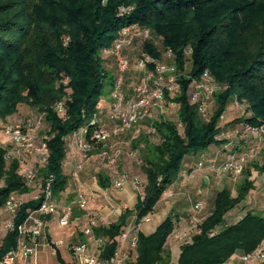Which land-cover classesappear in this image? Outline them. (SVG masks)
I'll list each match as a JSON object with an SVG mask.
<instances>
[{
    "label": "trees",
    "instance_id": "obj_1",
    "mask_svg": "<svg viewBox=\"0 0 264 264\" xmlns=\"http://www.w3.org/2000/svg\"><path fill=\"white\" fill-rule=\"evenodd\" d=\"M131 24L148 29L149 36H139L125 48L129 67L122 89L129 96L132 88L145 79L147 71L137 67L142 54L149 58L147 69L151 70L166 53L176 87L172 91L164 89L162 100L177 106V122L160 116L163 113L158 104L151 117L139 119L129 131L118 135L150 124L159 141L139 134L132 142L141 156L143 195H137L134 206L111 223L97 222L95 232L106 239L107 256L116 249V237L129 219L135 216L140 221L152 213L163 193L180 178L186 157L200 153L203 157L196 168L207 167L217 176L229 177L236 181L235 188L225 184L215 189L203 217L197 216L203 200L196 193L194 198L187 197L191 207L188 216L171 212L152 233L139 231L132 264H226L229 260L235 264H264L243 258L264 242V211L248 208L236 221L228 222V213L250 196L257 178L264 174V161L257 159L264 145L255 146L258 151L238 149L245 148L244 142L253 138L247 125L264 123V0H0V208L15 193L32 191L26 178L30 168L35 170V183L40 187L50 179L53 195L60 199L72 183L77 156L69 151L67 138L80 128H87L89 154L104 151L106 142L97 143L92 137L97 127L91 121L96 115L97 124L105 128L116 123L113 91L117 74L115 60L104 54L103 48L113 43L121 27ZM136 43L142 45L144 53L133 62L128 49ZM132 71L138 82L129 86L126 80ZM195 82L211 86V95L205 98ZM234 102L245 107L239 116L231 117ZM23 104L40 113L25 119L41 122L35 136L48 149L43 162L34 156L26 159L28 155L19 149L12 134L6 133L27 120L2 125L17 115ZM239 125L244 136L250 137L237 140L229 136L227 131ZM229 142L234 146L220 148L215 155L206 154ZM222 153L224 157H218ZM240 157L246 159L240 176L221 175L214 170L227 158ZM29 160L33 162L27 165ZM113 177L106 167L98 172L97 183L107 189ZM42 200L40 195L22 202L16 226ZM173 234L184 240L176 262L168 247ZM16 237V230L5 236L0 254L15 245Z\"/></svg>",
    "mask_w": 264,
    "mask_h": 264
},
{
    "label": "built area",
    "instance_id": "obj_2",
    "mask_svg": "<svg viewBox=\"0 0 264 264\" xmlns=\"http://www.w3.org/2000/svg\"><path fill=\"white\" fill-rule=\"evenodd\" d=\"M139 36L148 37L149 30L141 29L136 24L126 25L120 28L113 43L103 48V53L113 57L116 63V79L113 91V117L116 123L112 128H105L97 124V116L94 115L91 123L96 124V130L92 137L97 143H105L111 137H116L126 131H129L134 124L143 117H151L152 109L160 104L164 89L172 91L176 87L175 75L171 65L166 62L153 63L151 70L147 69L149 58L142 54L138 59L137 67L146 70L145 79L132 88L129 96H126L122 84L124 75L129 67V57L125 54V48L129 47ZM197 90L201 91L205 98L209 97L213 91L211 86L203 82H195ZM197 91L194 97L197 98ZM206 107V99L201 103V108ZM62 106L59 105L58 112L62 113ZM29 121L24 131L19 127L9 128L6 133L12 134V138L17 142L19 149L25 155L38 157L42 162L48 154L47 146L44 142L36 138L35 131L41 122L34 124ZM26 121V122H27ZM247 131L253 136L257 147L264 145V123L259 125H247ZM87 128L82 127L71 133L68 140L69 151L77 153L78 150L82 159H86L91 146L86 142ZM25 146V147H24ZM106 153V151H103ZM11 154V153H10ZM107 169L113 172L112 186L121 188L127 182L126 175H120L117 165V155L107 156ZM245 157L238 159L227 158V160L215 168L217 174L225 175L230 173L233 177H238L242 173L245 164ZM201 163H199V166ZM106 166V165H105ZM83 170L82 160L74 158L71 179L74 185L77 184L79 173ZM35 170L30 168L26 172L28 183L35 180ZM42 195L43 200L36 209H30L24 221L17 225L15 218L22 202L15 196L9 197L4 205L0 208V246L5 236L12 231H17L15 245L0 254V264H35V255L38 248L44 245L46 241V227L48 216L57 215L60 226H66L70 223L74 208L86 209L87 198L80 189L74 191V199L63 205L62 214L59 215L60 205L53 195L51 189V180L48 179L44 185L40 186L38 196ZM36 196L35 198H37ZM197 207L201 203L196 204ZM80 218V217H79ZM136 219V218H135ZM150 216L146 215L140 221L134 220L124 227L117 238V246L111 255L107 256L108 244L106 239L98 236L95 227L99 224L96 215L86 214L84 224L80 227V236L82 239L71 245V251L74 257V264H132L135 261L136 244L140 231L139 224L141 221H150ZM79 220V219H78ZM80 221V220H79ZM245 260L264 261V242L254 252L243 257Z\"/></svg>",
    "mask_w": 264,
    "mask_h": 264
},
{
    "label": "rangeland",
    "instance_id": "obj_3",
    "mask_svg": "<svg viewBox=\"0 0 264 264\" xmlns=\"http://www.w3.org/2000/svg\"><path fill=\"white\" fill-rule=\"evenodd\" d=\"M156 41V44L161 46L160 40L155 38L154 42ZM141 53H144L142 51V45L140 43H136L134 46L130 47L128 49V55L133 60H136ZM162 59L156 60V62H167V65L170 63L169 61H166L165 59H170L167 57L166 53L163 52ZM154 60V59H153ZM136 64V63H134ZM170 66V65H168ZM127 84L130 86L132 84H135L138 82V78L135 75L134 71L130 72L127 76L126 80ZM106 94L104 97L108 95V89H106ZM24 105V104H23ZM22 107L20 112L16 115L11 116L9 119L5 121L2 125H14L16 123H20L23 119L27 117L37 116L40 115V113L30 107ZM160 116H163L166 119L172 120L177 122V106L174 103H170L164 100L160 102ZM244 104H237L233 103L231 105L230 113L232 112V116H239L244 109ZM61 114V113H60ZM227 115V113L225 114ZM27 119H25L26 121ZM20 121V122H19ZM29 121L25 122L24 124H16L15 127H19L23 129L25 126H27ZM33 122V121H30ZM43 130L46 125L43 124ZM41 131V134L43 132ZM227 133L230 137H233L234 139L237 137V140H240L241 136H244V132L242 130V126H235L232 130H228ZM35 134V133H33ZM40 134V135H41ZM139 134H147L149 136L150 141L157 142L159 141L158 136L156 135L154 129L150 126V124L147 125H141L136 126L131 132L128 134L117 137V138H111L105 145L109 151L106 153L100 152V153H92L88 154L86 159H82L81 153L76 150L77 156L76 158L78 160H82L83 162V170L79 173V178L77 180V184L74 185L73 182L69 186V188L66 190V192L62 195L60 199H57L58 204L60 205L59 208V215L62 214V206L67 204L71 199L73 200L74 197L71 194L69 198H67L68 193H72L75 191L76 188L80 189L82 192L85 193L87 197V208L85 211L79 208H74V212L72 217L70 218V223L66 226H60L58 223V218L54 216V218L48 223L47 231L51 237V240L45 241L44 245H41L35 255V264H74V257L73 253L71 251V245H73L75 242L78 241L79 231L80 227L84 224L85 216L86 214H94L96 215V218L98 219V222L101 224H109L112 221H114L123 211L126 207H133L134 202L136 201L137 195H143V187L145 184V176L141 170V156L137 149H134L132 147V142L134 139L138 138ZM36 135V134H35ZM243 138V137H242ZM237 144L238 141H236ZM247 142V143H246ZM244 144H246L245 148H239L240 150H248L250 151L252 148L254 151H258L255 146H257V143L255 142L254 138L248 139ZM249 145V146H248ZM251 145V146H250ZM25 147V146H24ZM264 150V149H263ZM263 150L261 153H259L257 156V159L260 161H264V153ZM236 151H238L236 149ZM253 151V152H254ZM117 155V165H118V171L120 175H126L127 176V182L124 184L121 188H115L111 185L107 189L101 188L97 183V174L100 171H104L107 165L109 164L107 160H104V156L107 159V156H114ZM33 156V155H32ZM32 156H26V159H30ZM33 161L26 162L27 165L32 164ZM106 165V166H105ZM105 166V167H104ZM217 181H220L221 179H227L226 181H223L222 184L216 183V187L212 188L210 192V196L213 193L215 189L222 188L223 184H228L232 187V190L235 188L236 181H231L229 177L227 176H217ZM224 177V178H223ZM240 178V177H239ZM220 179V180H219ZM257 187L256 189L248 196L249 202L248 205L245 206H236L232 211L231 214H237L239 213L241 216L247 211V209H253V210H260L264 211V174L259 175V177L256 180ZM37 185L35 183V180L31 183L32 191L25 194H18L15 193V197L18 198L21 202L28 201L32 198H35L38 196L39 191H37L36 187ZM200 186V182L196 184V188ZM190 188L187 193L191 197L196 196V188ZM186 193V194H187ZM199 194V193H198ZM200 195V194H199ZM187 198V196H186ZM247 199V198H246ZM245 199V200H246ZM245 200L243 202H245ZM126 206V207H124ZM188 209V210H187ZM189 201L188 205L183 207V209L178 208V206H175L174 209H172V213L176 214H184L183 218L188 216L189 214ZM102 210H105L106 213L110 214V216L102 215ZM169 210V209H168ZM81 212L82 216L79 218L78 214ZM170 214V211L169 213ZM150 215V214H148ZM205 215V210H202L200 213H198V217H203ZM80 221H79V220ZM133 217L129 219V223L133 222L131 221ZM134 220V219H133ZM152 220V219H151ZM150 220V221H151ZM149 222V221H148ZM146 221H141L139 224V227L143 229V224H147ZM129 223L125 225L128 226ZM153 224V223H152ZM155 225V224H153ZM1 242V240H0ZM184 242V240H181L178 238V241L173 247V251L171 249L172 245H169V249L171 251L172 255V261L176 262L180 253V245ZM252 264V263H249Z\"/></svg>",
    "mask_w": 264,
    "mask_h": 264
},
{
    "label": "crops",
    "instance_id": "obj_4",
    "mask_svg": "<svg viewBox=\"0 0 264 264\" xmlns=\"http://www.w3.org/2000/svg\"><path fill=\"white\" fill-rule=\"evenodd\" d=\"M246 136L247 135L241 136V138L242 137L244 138ZM247 137H250V136H247ZM111 138H117V137H111ZM111 138H109V140ZM118 138H119V136H118ZM105 144H103L104 146H103L102 150L108 152L109 151L108 149H110V148H107V146ZM231 145L234 146L232 144V142L231 143L229 142L227 144H223L222 146H219V147L217 146L215 149L211 148L208 152H206V154L207 155H209V154L210 155H212V154L215 155L216 153H218V150L220 148L229 149V147H231ZM223 153L219 154L218 157H221V158L224 157ZM202 157H201L200 153L197 154V155H194V156L186 157L185 164H184L185 168L182 170V172L180 174L181 175L180 178L176 182H174L163 193V196L160 199V201L157 203V205L155 207V210L152 213H150V215H149L152 220L150 219L151 221H149L147 224H143L142 225L143 229L140 228V231H142V232H144L146 234L152 233L156 229V227L163 221V219L168 215L169 211H170V213L172 212L171 210L174 209L175 206H178V208H180V209H183V207L187 206L188 205V199L186 198V196L187 197L190 196V192H189V194L187 192L190 191L189 190L190 188L195 187L196 184L198 183V181L200 182V186L197 187V188L195 187L196 190H197L196 192H197V194L198 193L200 194V197L203 200V206H202L203 209L202 210H205V214L207 213V209L210 206L209 205L210 204L209 201L212 198V195L210 196V192H211L210 190L212 188L216 187V185H215L216 183L222 184V182L226 181L227 179H225L223 177L224 179H221V180L219 179L220 181H217L218 177L215 176V174L213 173L212 170L208 169L207 167L202 168V169L201 168L200 169L196 168V162L199 161ZM206 164H205V166H206ZM78 178H77V180H78ZM224 185H225V183L223 184V186ZM35 187H36L37 191L40 190L39 189L40 187L39 188H38V186H35ZM71 194L74 197V192H72V193H68L67 194V198H69V196H71ZM248 198L249 197H247L245 202H241L238 206H240V207L242 206L243 207L245 205H248L249 202H251L250 200H248ZM135 202H134V204H135ZM124 207H126V206H124ZM189 207H190V205H189ZM126 208H132V207H126ZM189 211H191V207H190ZM231 211L228 213V222H234L240 217L239 213L234 215V214H231ZM79 213L80 214H78L79 215L78 217H81L82 214H81V212H79ZM104 213H105V216H108V217L110 216V214L106 213L105 210H102V215H104ZM54 216L57 217V215L51 216L50 219H48L49 220L48 223L54 218ZM132 217L135 220L136 217L135 216H132ZM133 219L131 221H134ZM152 223L155 224V225H153ZM183 223H184V221H183V219H181V221H180L181 226H183ZM47 228H48V224H47V227H46V235H45L46 236L45 237L46 241L48 242L49 239L51 240V237H50V235H49V233L47 231ZM78 238H79L78 240L82 239V237L80 236V231H79ZM177 241H178V237L176 235L173 234V235L170 236V238L168 240V244L172 245V247H171L172 251H173V247H174V245L176 244ZM231 261L229 260L228 263H226V264H235L234 262H231Z\"/></svg>",
    "mask_w": 264,
    "mask_h": 264
}]
</instances>
